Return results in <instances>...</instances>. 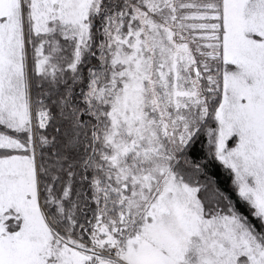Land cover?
Instances as JSON below:
<instances>
[{"label":"snow or ice","instance_id":"snow-or-ice-1","mask_svg":"<svg viewBox=\"0 0 264 264\" xmlns=\"http://www.w3.org/2000/svg\"><path fill=\"white\" fill-rule=\"evenodd\" d=\"M0 264H264V0H0Z\"/></svg>","mask_w":264,"mask_h":264}]
</instances>
